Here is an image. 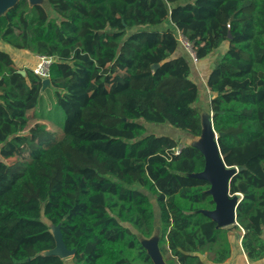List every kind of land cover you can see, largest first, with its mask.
<instances>
[{"label":"trees","instance_id":"trees-1","mask_svg":"<svg viewBox=\"0 0 264 264\" xmlns=\"http://www.w3.org/2000/svg\"><path fill=\"white\" fill-rule=\"evenodd\" d=\"M43 1L56 17L28 0L0 17V264H69L47 254L51 226L71 264H154L142 239L157 229L166 264L226 262L231 231L264 259V0ZM179 34L198 61L217 53L208 113L242 195L229 228L208 214L201 89ZM18 52L52 59L49 86Z\"/></svg>","mask_w":264,"mask_h":264},{"label":"water","instance_id":"water-1","mask_svg":"<svg viewBox=\"0 0 264 264\" xmlns=\"http://www.w3.org/2000/svg\"><path fill=\"white\" fill-rule=\"evenodd\" d=\"M18 1L19 0H0V17L4 15L9 9L14 7ZM34 4H39V3H34ZM229 37L231 38L230 33H229ZM158 66H159L158 64L154 65L152 67L153 70L157 69ZM21 73L25 75L24 71H22ZM43 84L45 87L49 86L50 79L49 78L44 79ZM211 131L214 133L212 127H211ZM214 135L216 138L215 148L208 147L207 149H205L204 146H201L206 155V168L202 174V177L210 183L211 186L210 193L212 194L213 199L216 203L215 210L209 212L208 214L217 222V224L220 227L229 228L238 225L237 207L240 198L239 195L232 196L230 193V172L228 171V167L222 161L220 150L218 147V142H217L221 134L214 133ZM242 169L243 167L239 168V170ZM56 228H58L59 231L58 237L54 235L56 240V247L54 250L48 252L47 254L59 256L61 259H64V257L69 255L73 256L74 251H70L66 248L62 239V234L60 232V229L59 227ZM230 238L232 243H236L237 237L232 231L230 232ZM142 243H143V239H142ZM147 252L154 263L152 254L148 251V249ZM199 256L201 258L204 257L203 255L200 254Z\"/></svg>","mask_w":264,"mask_h":264},{"label":"crops","instance_id":"crops-1","mask_svg":"<svg viewBox=\"0 0 264 264\" xmlns=\"http://www.w3.org/2000/svg\"><path fill=\"white\" fill-rule=\"evenodd\" d=\"M30 3H39L40 0H28ZM40 4V3H39ZM46 9V8H45ZM46 11L49 13L48 9ZM0 50L1 51H9V47L1 42L0 40ZM24 53V52H21ZM16 54V53H15ZM217 54V53H216ZM216 54L202 60L198 61L197 64L194 63L191 73V79L196 82L201 89V98L198 102V107L203 113L204 124H206V128L203 127V136L206 134L207 126L211 129L212 127V114L208 113V107L211 99V94L207 90L206 80L207 76L211 70L212 65L216 60ZM20 55V54H19ZM37 57V56H36ZM239 198H242V195H239ZM236 235V243H232V254L231 257L224 263L221 264H264V259L259 261H251L243 247H242V233L238 231H232ZM159 229H157L153 236L150 238H144L143 243L148 251L152 254V258L155 264H166L165 257L162 255L159 248ZM205 258V256H204ZM206 264H215L207 261Z\"/></svg>","mask_w":264,"mask_h":264},{"label":"rangeland","instance_id":"rangeland-1","mask_svg":"<svg viewBox=\"0 0 264 264\" xmlns=\"http://www.w3.org/2000/svg\"><path fill=\"white\" fill-rule=\"evenodd\" d=\"M39 3L49 11L50 17H56L57 15L52 10L51 6L48 4V2L40 0ZM20 54V55H19ZM15 62L16 66L18 68H31L34 69L36 65L38 64V58L34 56L33 54H30L28 52H18L15 54ZM49 104V103H48ZM29 116L31 119H33L34 112L33 110L29 111ZM148 134H157V135H168L171 136L172 133V127L167 125H161V124H151V123H145ZM204 127L206 128V124H204ZM201 146H204L205 149L208 147L215 148L216 145V138L214 133L211 131V129L207 126L206 134L203 136L202 140L200 141ZM209 144V145H208ZM217 156V155H216ZM227 174V173H226ZM9 185V182L3 174L0 173V188L4 189ZM52 233L58 237L59 231L58 228L51 226ZM73 256L69 255L64 257V259L71 264Z\"/></svg>","mask_w":264,"mask_h":264},{"label":"built area","instance_id":"built-area-1","mask_svg":"<svg viewBox=\"0 0 264 264\" xmlns=\"http://www.w3.org/2000/svg\"><path fill=\"white\" fill-rule=\"evenodd\" d=\"M178 40L181 45L186 49L190 57L192 58L193 63L197 64L198 59L193 51L192 44L182 35H178ZM38 64L33 70V72L39 75L43 80L49 78V68L52 63V59L45 56H37ZM181 145L178 146L174 152L178 154L180 152Z\"/></svg>","mask_w":264,"mask_h":264}]
</instances>
